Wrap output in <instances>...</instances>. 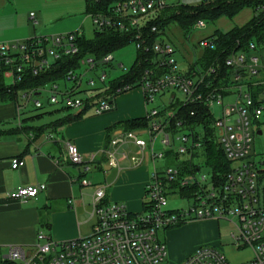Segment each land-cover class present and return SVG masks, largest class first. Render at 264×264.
Masks as SVG:
<instances>
[{"label": "built area", "instance_id": "1", "mask_svg": "<svg viewBox=\"0 0 264 264\" xmlns=\"http://www.w3.org/2000/svg\"><path fill=\"white\" fill-rule=\"evenodd\" d=\"M86 3L87 15L97 31L133 33L136 50L157 54L156 69L146 70L138 86L126 84L114 94L107 93L110 83L130 68L118 64L123 73L110 77L109 71L115 69L112 53L100 59L92 54L82 55L78 46V38L84 36L81 30L0 43V67L4 78H9L7 85L12 86L55 69L56 63L64 58L80 57L78 67L68 70L64 79L20 92L16 104L18 119L30 104L36 110L42 109L44 106L38 98L44 93L49 105L77 112L92 108L93 115L111 111L117 96L134 89L142 91L147 107L169 94L167 106L147 109L144 117L147 127L116 130L102 150L106 166L111 170L118 171L123 160L136 167L150 161L149 180L144 189L145 209L138 214L130 213L125 206L107 199L106 185L97 186L91 197L93 224L88 237L54 241L37 232L31 248L9 246L6 252L0 253V264H168L166 244L159 239V231L192 220L229 222L233 228L230 245L252 251V259L243 264H264V154L253 152L255 138L263 135L264 125V79L260 76L263 61L256 55L257 45L250 43L246 50L236 48L228 52L224 60V67L230 70L228 78L222 75L218 60L205 69L191 70L189 65L183 72L175 58L173 43L165 41L162 35L149 46L145 35L147 24L161 11L179 4L170 0H86ZM262 11L264 4L256 13ZM30 20L36 24L33 14ZM204 26L203 21H198L194 28ZM151 32H156V27ZM198 47L201 52L213 50L214 40L202 39ZM175 92L182 95V100L176 99ZM229 97L233 100L225 102ZM178 101L184 105L199 104L206 109L203 116L212 119L209 128L214 142L230 162V169L224 175L210 169V177L200 176L201 167L194 161L205 162L208 133L203 124L192 128L180 119L179 108L172 106ZM196 114L193 111L190 116ZM45 138L52 140L53 135L47 134ZM157 144L165 151H156ZM130 147L136 151H129ZM123 149L127 151L122 152ZM66 154L70 163L84 168V173L95 160L94 155L83 156L69 143ZM168 160L173 161L172 166H166ZM184 161L192 165L188 167L190 172L183 171ZM158 162L163 164L157 165ZM23 165L22 160H13L11 167L18 169ZM81 184L89 183L84 180ZM41 189V186L28 185L9 197L25 202L36 198ZM175 193L191 201L188 210L168 209L167 197ZM182 264L230 263L214 247L202 246Z\"/></svg>", "mask_w": 264, "mask_h": 264}, {"label": "crops", "instance_id": "2", "mask_svg": "<svg viewBox=\"0 0 264 264\" xmlns=\"http://www.w3.org/2000/svg\"><path fill=\"white\" fill-rule=\"evenodd\" d=\"M24 3L27 2L0 0V43L9 44L78 30L76 25L70 27L72 29L55 30L51 23L36 30L29 23L32 13L23 10ZM8 79H5L6 84H10L7 83ZM16 104L13 101H0V253L9 246L31 248L37 232H42L54 241L88 237L93 224L91 197L95 188L106 181L108 200L125 203L133 214L143 211L142 200L144 187L149 180L150 161L146 160L136 167L123 160L119 170L114 173L113 169H106L102 154L117 126L145 117L148 107L140 89L117 96L110 113L87 118L81 115L61 125L53 124L51 131L59 136H53L52 140L45 138V135L51 134L45 128L37 132L27 125L28 118L21 116L18 119ZM70 117L73 116L67 115L60 120ZM13 126L15 128H11ZM68 143L75 145L83 156H95L94 162L88 165V172L92 168L98 173L93 180L87 181L85 176L88 172L84 173L82 166L69 162L66 154ZM129 151L136 150L130 147ZM13 160H22L24 165L12 169ZM84 180L89 183L87 186L81 184ZM28 185L42 187L36 198L21 202L9 197L17 189ZM221 222H188L167 232L165 239L169 241L171 261L181 264L201 246L219 247L217 226ZM188 233V242L179 243L177 236Z\"/></svg>", "mask_w": 264, "mask_h": 264}, {"label": "trees", "instance_id": "3", "mask_svg": "<svg viewBox=\"0 0 264 264\" xmlns=\"http://www.w3.org/2000/svg\"><path fill=\"white\" fill-rule=\"evenodd\" d=\"M86 2V0H85ZM264 4V0H223L215 2L201 1L197 7H189L184 5H173L157 16V18L147 24L145 35L147 37L148 45L156 43L160 36H167L170 25L176 26L180 33L186 38L194 29V25L198 21H213L221 17L232 18L238 14L243 8L253 9L254 16L242 27H235L228 32L222 33L215 31L210 37L206 39L214 40L215 47L213 50H205L197 57L194 64L191 65V70L196 67L205 69L207 66L218 60L221 64L222 75L228 78L230 70L224 67V60L233 49L246 50L250 43L262 44L264 42V11L256 13L257 8ZM87 12V3H86ZM152 27H156V32H151ZM133 33L123 34L115 31H96L94 38L87 39L85 36L78 38V46L84 54H92L97 59L104 57L107 54L120 50L126 45L135 41ZM174 44V43H173ZM80 57L74 59H62L56 63V68L40 75L39 77H28L24 83L7 85L4 78V70L0 67V101H13L17 103L20 92L27 89H36L40 86H45L51 82H56L64 79L68 70L78 67V60ZM157 54L149 50L148 52L138 51L134 64L125 75L110 83V89L107 93L114 94L115 90L126 84H131L133 87L138 86L142 80L146 70H155L157 67ZM225 82V81H224ZM179 108V117L183 119L187 125L195 128L203 124L208 133L209 140L205 141V162L213 173L224 175L230 169V162L226 159L222 149L214 142L211 129L212 123L210 116H203L205 108L201 105H184L178 101L172 105ZM69 110L68 108H63ZM86 110L77 112L73 117L64 120L56 121L57 125H61L70 119L78 118ZM196 111L197 114L193 117L190 113ZM38 117V116H37ZM148 126L145 118L127 121L119 126L116 130L133 131L142 129ZM29 129V128H28ZM44 127L36 128L40 132ZM25 130V128L23 129ZM45 130V129H44ZM183 171L190 172L189 168L192 166L189 161H184ZM192 172V171H191ZM143 209L144 205H143ZM180 226V225H179Z\"/></svg>", "mask_w": 264, "mask_h": 264}, {"label": "rangeland", "instance_id": "4", "mask_svg": "<svg viewBox=\"0 0 264 264\" xmlns=\"http://www.w3.org/2000/svg\"><path fill=\"white\" fill-rule=\"evenodd\" d=\"M173 3L189 6V7H197L201 3L202 0H170ZM23 10H27L28 14L32 13L35 16L36 24H33L31 20L29 23L31 27L35 28L36 30H41L44 28V25L47 23H51L53 29L57 30L61 29H72L74 25L77 26V29L80 30L82 28V32L87 39L94 38L95 32L97 31L96 28L92 25L91 19L87 15L86 12V2L85 0H25ZM31 14L29 15L30 18ZM254 16L253 9L251 8H243L238 14H236L232 18L221 17L213 21H204V28H194L188 37H184L178 28L173 24L169 27V32L167 36L163 37L165 41L170 43H174L176 53L175 58L177 60L178 65L180 66L183 72L187 71L188 66L194 64L197 57L201 55V52L198 47V42L202 39H206L210 37L215 31H220L222 33L228 32L235 27H242L246 24L252 17ZM59 34V33H57ZM114 57L113 65L115 69L109 71L110 77L119 76L123 73L122 69L118 68V64H122L124 68H130L137 57V50L134 43H130L123 47L120 50L114 51L112 53ZM256 55L260 57V59L264 62V42L262 44H257ZM262 64V69L260 71L261 78L264 79V63ZM94 77V76H93ZM96 79V78H95ZM10 81L7 80V83ZM137 90V89H136ZM97 93V91L88 94L92 95ZM80 95V94H79ZM81 96H85L81 94ZM176 99L182 100V95L178 92H175ZM38 100L43 104V108L40 110L34 109V107L30 104L26 110L23 112L22 118H28L29 121L27 125L31 128H40L44 127L45 131L51 132L53 136L58 137V133L52 132V125L56 123V121L62 119L67 115H75L77 111L74 110H65L63 109L64 106L58 105H49L46 103V93L38 98ZM170 100V95L166 94L163 98L157 99L154 105L148 106L149 108L152 107H161V105H166ZM229 100H233L232 97L225 98L224 101L228 102ZM112 112V111H110ZM108 112V113H110ZM38 116V117H37ZM90 116H94L92 112V108H89L87 111L82 113V118H87ZM31 118V119H30ZM11 128H15L14 126ZM263 135L261 137H256L253 152L255 155L264 154V125L262 126ZM143 138L147 140V136L143 135ZM156 151H165V148L157 144L155 146ZM258 158V156H256ZM194 162L198 163L201 167L200 176L205 175L210 177V167L207 166L204 160H195ZM173 161L168 160L166 161V166H172ZM163 164L162 162H158L157 165ZM101 172V171H100ZM112 172H116L113 170ZM113 173V174H114ZM95 172L92 168L91 171L88 172L85 176L87 181L93 180ZM199 177V176H198ZM96 179V177H95ZM97 180V179H96ZM108 181L103 183L102 185H107ZM145 188V187H144ZM168 209L169 210H188L189 206L191 205V201L187 200L186 198H181L178 193L169 194L168 197ZM126 207L125 203L123 202H115ZM143 203L145 201V193L143 195ZM127 208V207H126ZM128 210V209H127ZM128 212H130L128 210ZM132 213V212H130ZM195 221H204V220H192L188 222H195ZM185 222L180 226L188 223ZM217 222V221H216ZM217 226L220 240V246H210L217 249L220 253L224 255V257L229 261L231 264H243L248 262L252 258V251L250 248H242V249H235L230 245V234L232 232V225L229 222L222 221L221 224ZM177 227H173L167 230H160L158 233V237L160 240L164 241L166 244L167 249V262L168 264H174L169 257V241L165 239V234L171 230H175ZM190 234L180 235L177 236L179 238V243L186 244L189 239ZM54 240V239H53ZM202 247V246H201ZM6 252V249L2 252ZM182 264V263H181Z\"/></svg>", "mask_w": 264, "mask_h": 264}, {"label": "water", "instance_id": "5", "mask_svg": "<svg viewBox=\"0 0 264 264\" xmlns=\"http://www.w3.org/2000/svg\"><path fill=\"white\" fill-rule=\"evenodd\" d=\"M106 169H109V167H106Z\"/></svg>", "mask_w": 264, "mask_h": 264}]
</instances>
